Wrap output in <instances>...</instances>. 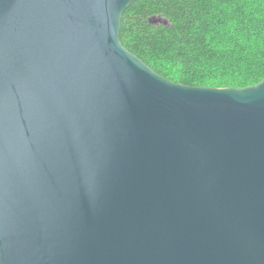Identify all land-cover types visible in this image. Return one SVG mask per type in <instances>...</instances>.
<instances>
[{"label":"water","instance_id":"water-1","mask_svg":"<svg viewBox=\"0 0 264 264\" xmlns=\"http://www.w3.org/2000/svg\"><path fill=\"white\" fill-rule=\"evenodd\" d=\"M133 1L0 0V264H264V79L161 75Z\"/></svg>","mask_w":264,"mask_h":264},{"label":"trees","instance_id":"trees-1","mask_svg":"<svg viewBox=\"0 0 264 264\" xmlns=\"http://www.w3.org/2000/svg\"><path fill=\"white\" fill-rule=\"evenodd\" d=\"M120 39L176 82L245 87L264 79V0H135Z\"/></svg>","mask_w":264,"mask_h":264},{"label":"rangeland","instance_id":"rangeland-1","mask_svg":"<svg viewBox=\"0 0 264 264\" xmlns=\"http://www.w3.org/2000/svg\"><path fill=\"white\" fill-rule=\"evenodd\" d=\"M158 18V17H157ZM163 20V19H162Z\"/></svg>","mask_w":264,"mask_h":264}]
</instances>
